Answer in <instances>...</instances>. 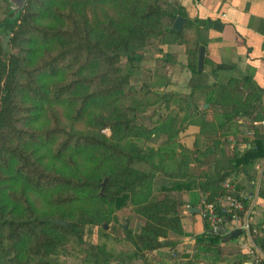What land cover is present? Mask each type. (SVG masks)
Masks as SVG:
<instances>
[{
    "label": "trees",
    "instance_id": "obj_1",
    "mask_svg": "<svg viewBox=\"0 0 264 264\" xmlns=\"http://www.w3.org/2000/svg\"><path fill=\"white\" fill-rule=\"evenodd\" d=\"M171 5L184 13L178 0H29L17 20L9 15L0 23L10 35L8 50L0 43V264H49L71 236L96 264H112L105 245L86 239L85 226L109 222L111 214L128 206L144 223L138 232L126 231L125 241L133 249L122 264H154L148 252L175 247L171 234L186 235L182 208L203 210L213 204L224 216L226 231L233 213L222 199L233 196L243 205L239 215L248 212L250 201L238 178L254 179V167L264 159V129L256 124L264 119V101L250 76L192 88L193 114L220 133L209 138L210 150L222 146L220 136L229 142L226 136L242 133V118L254 133L243 149L237 141L233 153L198 172L186 161L169 169L178 148L190 151L176 142L179 132L171 133L165 122L138 127L136 107L126 104L130 73L121 62L126 58L136 69L139 52L152 37L176 34L186 44L188 67L200 72L204 42L189 37L186 29L164 27ZM193 24L204 32L201 21L188 20L186 28ZM199 94L210 108L220 104L230 109L210 122L206 110L194 104ZM136 128L134 136L148 141L161 133L168 138L147 151L131 140ZM160 173L166 181L156 187ZM228 180L232 187L226 186ZM184 191L187 200L171 195ZM260 195L264 198V192ZM40 205L50 210L42 211ZM55 219L69 220L70 226ZM252 225L254 244L264 254V228ZM204 228L195 235L200 253L216 259L236 255L226 264L264 263L255 262L257 253L225 251L239 236L225 241L231 232L215 234L206 220Z\"/></svg>",
    "mask_w": 264,
    "mask_h": 264
},
{
    "label": "rangeland",
    "instance_id": "obj_2",
    "mask_svg": "<svg viewBox=\"0 0 264 264\" xmlns=\"http://www.w3.org/2000/svg\"><path fill=\"white\" fill-rule=\"evenodd\" d=\"M9 15L7 0H0V22H4V19ZM166 18L168 16L164 19ZM1 27L0 43L4 45L5 50H8L10 36H6V33L2 32ZM167 40L178 42L181 39L176 34L171 33L150 38L146 47L139 52L140 61L136 63L138 65L136 69L131 68L126 58L122 60V69L124 72L130 73V84L128 86L130 96L126 104L136 107L133 121L138 127L154 128L156 125L165 122L171 133L179 132L176 142L183 144L190 151L187 152L178 148L175 158L168 163L169 169H176L183 161H186L192 169L194 167L198 172L211 168L212 163L218 157L228 156L233 153L234 144L237 141L244 142L241 139L244 137V132L240 134L239 132L232 133L230 136H226L229 142H225V137L222 135L220 136L222 146L214 150L208 148V145L212 144V140L209 138L218 137L220 133L211 130V127H207L199 117L193 114V96H190L192 88L183 87V84L182 86H178V82L172 84L171 77L168 76V72L165 69L166 67L161 66L162 61L159 59V53L162 50L160 47ZM195 100L197 103L194 102V104L198 105L202 110H206V120L210 122L214 121L213 119L217 120L216 117L222 114L224 110L230 109V106L220 104L215 109L213 107L210 108L209 105L206 107L204 94H199ZM195 123H201V125H193ZM193 126L197 127L196 132H193ZM259 127L264 128V126ZM136 130L137 128L131 132V140L135 145L147 151H149L150 147L159 148L168 138V134L161 133L148 141L143 137L134 136ZM106 133L110 134L109 132ZM193 136H195V141H193ZM203 152L204 154L202 155ZM156 162L159 163V158L156 159ZM139 166L141 168L148 167L147 164H140ZM104 180L101 181L99 187V195L101 196L104 195L107 185L106 183L103 187ZM165 181L166 175L160 173L156 187H159ZM101 191H103L102 194ZM171 195L182 200L189 198L187 191L174 192ZM159 196L163 197L164 193H159ZM40 207L43 209H41L42 211L50 210V206L48 205H40ZM104 209L107 210V206ZM181 213L186 235L171 234L170 241L176 242L177 245L175 247L165 246L161 250L148 252V259L153 261L154 264H193V262L194 264H212L213 262H216L214 264H226L235 261L236 255L225 254L216 259L214 254L200 253L197 250L195 240H193V236L197 234L196 232L193 233V222L196 223L200 219L204 223V220L200 214L197 219H193L192 213L186 208H182ZM110 217L111 220L109 222H103L101 225H86L84 230L85 237L94 245H105L106 250L111 254L110 259L112 264H122L123 259L128 254H131L133 249L125 241L126 231L132 229L134 232H138L144 220L133 211L132 206L117 210ZM127 219L129 220L128 222ZM63 221L70 223L69 220ZM125 225H128L127 229H124ZM104 226H107V228H104ZM66 241L67 243L60 249L59 253L52 256L49 260V264H96L90 259L88 253L79 246L74 236L69 237ZM239 249L240 246H233L227 247L225 251L228 253L230 251H238Z\"/></svg>",
    "mask_w": 264,
    "mask_h": 264
},
{
    "label": "crops",
    "instance_id": "obj_3",
    "mask_svg": "<svg viewBox=\"0 0 264 264\" xmlns=\"http://www.w3.org/2000/svg\"><path fill=\"white\" fill-rule=\"evenodd\" d=\"M184 13H180L178 6L171 5L168 18L163 20L166 29L173 28L178 16L185 17L183 29L189 37L204 42L205 63L204 70L193 73L188 67L186 45L178 42L166 41L161 45L162 52L159 59L166 67L171 83L178 82V86L193 88L201 85H212L215 82L227 83L233 78L242 79L250 76L264 101V0H178ZM201 21L204 32L197 30V25L186 28L187 21ZM205 22V23H204ZM181 30V31H182ZM183 81L181 84L180 82ZM209 105V104H208ZM215 109V108H214ZM244 137L239 141L241 149L245 147V139L252 141L254 135L247 130L248 119H240ZM193 126V132H196ZM264 129V128H262ZM195 141V136H193ZM254 179L247 176L238 178L243 185L242 195L250 201L249 218L254 225L264 228V159L260 160L252 172ZM262 189V190H261ZM222 204L227 205L226 199ZM199 215H193L198 218ZM227 232L237 230L235 222L227 225ZM204 223L199 219L193 222V233L204 231ZM196 240V236H193ZM234 246H240L242 253L250 255L249 239L240 235ZM260 254H263L260 252ZM252 259V258H251ZM248 264L250 263L247 262ZM264 264V263H263Z\"/></svg>",
    "mask_w": 264,
    "mask_h": 264
},
{
    "label": "built area",
    "instance_id": "obj_4",
    "mask_svg": "<svg viewBox=\"0 0 264 264\" xmlns=\"http://www.w3.org/2000/svg\"><path fill=\"white\" fill-rule=\"evenodd\" d=\"M259 126H264V119L257 122ZM249 134L251 136L254 135L253 131L250 130ZM227 187H232L230 184V181H227L226 183ZM224 199L227 200L228 204L224 205L227 207L228 212L233 213V218H230L233 222L236 224V228L243 230V234L245 237L249 239V253H257V257L255 258V262L259 263L261 260L264 259V254L259 253V249L255 246L253 241V235L252 231H256V229L253 227V223L251 222L249 218L248 212L245 214V216L239 215V211L243 209L242 203L236 199L233 196H227ZM202 219L206 220L210 225V231L215 234H226L227 231L225 230V227L223 226L224 223V216L219 214L216 210L213 204H206L205 208L200 211ZM231 221V222H232ZM227 225V223H226ZM249 264H252L250 262Z\"/></svg>",
    "mask_w": 264,
    "mask_h": 264
},
{
    "label": "water",
    "instance_id": "obj_5",
    "mask_svg": "<svg viewBox=\"0 0 264 264\" xmlns=\"http://www.w3.org/2000/svg\"><path fill=\"white\" fill-rule=\"evenodd\" d=\"M29 0H7L8 2V7H9V14L12 15V20H17L23 13V11L25 10L27 4H28ZM185 17L183 16H178L175 24H174V29L177 31H181L183 29V26L185 24ZM3 23V22H0ZM2 28V27H1ZM10 36V35H9ZM204 63H205V47L201 46L200 48V53H199V61H198V70L200 72H202L204 70ZM206 107H208V104H205ZM108 181V178H106L103 182V187L106 185ZM103 191H101L102 194ZM189 211L191 213H199L201 210L197 207H191L189 209ZM129 220L127 219V222ZM53 222L62 225V226H66L69 227L70 223L67 221H63V220H53ZM105 228H107V226H105ZM128 225L124 226V229H127ZM243 234V230L241 229H237L231 232L230 235H228L225 238V241H229L231 240L233 237H237Z\"/></svg>",
    "mask_w": 264,
    "mask_h": 264
}]
</instances>
